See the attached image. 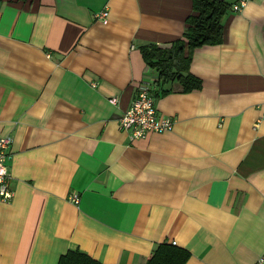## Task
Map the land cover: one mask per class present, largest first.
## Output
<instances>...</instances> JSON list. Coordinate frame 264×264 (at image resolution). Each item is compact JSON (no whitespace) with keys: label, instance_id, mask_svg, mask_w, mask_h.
Segmentation results:
<instances>
[{"label":"crops","instance_id":"obj_1","mask_svg":"<svg viewBox=\"0 0 264 264\" xmlns=\"http://www.w3.org/2000/svg\"><path fill=\"white\" fill-rule=\"evenodd\" d=\"M192 14V0H0V137L12 138L0 264L75 250L146 264L161 243L186 264L264 258V0L194 51L200 90L157 87L171 131L135 140L118 126L157 78L140 48L180 39Z\"/></svg>","mask_w":264,"mask_h":264},{"label":"trees","instance_id":"obj_2","mask_svg":"<svg viewBox=\"0 0 264 264\" xmlns=\"http://www.w3.org/2000/svg\"><path fill=\"white\" fill-rule=\"evenodd\" d=\"M232 6L225 0H192L193 14L187 18V28L180 39L168 46L146 44L140 48L144 63L156 73V83L163 94L168 93L163 88L172 83H178L184 93L201 89V80L190 73L193 53L202 47L223 43V20L232 10ZM189 257L187 250L161 243L157 245L146 264H186ZM58 264L102 263L75 250L62 255Z\"/></svg>","mask_w":264,"mask_h":264},{"label":"built area","instance_id":"obj_3","mask_svg":"<svg viewBox=\"0 0 264 264\" xmlns=\"http://www.w3.org/2000/svg\"><path fill=\"white\" fill-rule=\"evenodd\" d=\"M247 0H239L232 6L233 12H239L246 5ZM106 11L94 15L96 20L106 21ZM157 78L155 82L149 81L139 85L135 97L130 106L118 118L120 130L128 133L133 139L145 138L150 133H165L172 130L174 119L161 115L156 108L155 95L158 90ZM115 103L116 100H112ZM264 118V113H263ZM12 138L9 135L0 137V202H8L12 199L10 190V174L7 161L10 158V146ZM72 201L77 204L78 198L73 196ZM255 264H264V258L260 257Z\"/></svg>","mask_w":264,"mask_h":264}]
</instances>
